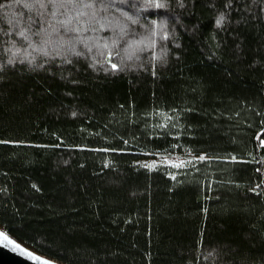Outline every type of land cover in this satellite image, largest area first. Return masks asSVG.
<instances>
[{
	"label": "trees",
	"instance_id": "1",
	"mask_svg": "<svg viewBox=\"0 0 264 264\" xmlns=\"http://www.w3.org/2000/svg\"><path fill=\"white\" fill-rule=\"evenodd\" d=\"M159 2L71 13L81 56L0 33V229L65 264H264V0Z\"/></svg>",
	"mask_w": 264,
	"mask_h": 264
},
{
	"label": "snow or ice",
	"instance_id": "2",
	"mask_svg": "<svg viewBox=\"0 0 264 264\" xmlns=\"http://www.w3.org/2000/svg\"><path fill=\"white\" fill-rule=\"evenodd\" d=\"M98 0H10L7 7H11V4H15L20 9L16 12L15 16L12 18L3 21L7 23L9 31H5L3 28H0V33L5 35H12L15 34L19 36L24 41L28 42L29 47H35L33 50H39L42 55L47 57L49 55L47 51V47L50 44H55L58 48H65L67 46L68 51L71 52L73 55L81 56L83 53L77 52L75 50V43L81 42L79 41L78 37L71 35L72 33H78L80 31L79 28L70 27L72 24L73 19H76L77 16L83 15L82 12L79 11L80 8H93L97 4ZM102 2V0H100ZM149 3L154 4L156 8L163 7L159 0H148ZM231 0H229V3ZM6 7L3 0H0V10ZM76 12L77 16H71L70 14ZM33 13L35 15H33ZM51 16L57 24L61 27L56 28L53 26L51 22L47 23V27H45V15ZM64 17V19H58V17ZM2 16H0V20H2ZM225 19L223 13L216 20L217 26H220ZM33 26H35V30L33 31ZM51 29V32H49ZM38 37L39 43H35L31 37ZM55 36L56 39L53 40L52 37ZM167 39V36L164 37ZM140 44L143 41H129L127 43L128 48H133V44ZM107 46V45H105ZM155 46V42L152 43V47ZM11 51V49H9ZM91 51V48H89ZM59 54V53H57ZM135 54V49L133 50V55ZM15 56L16 53H13V58L7 61L8 65H14L15 63ZM27 59V57H26ZM34 59H29L28 63L31 65L34 63ZM131 59V56H129ZM153 59H162V57L154 56ZM66 63H71L70 59L65 60ZM108 63L111 64V68L113 70H118V65L115 63H111V58L109 56ZM20 63H24V60H21ZM43 67V65H39ZM4 65L0 64V72L3 71ZM153 75H155V65L153 66ZM171 119V117H169ZM257 140L260 141L259 147H264V140L260 139V136L257 135ZM199 161L203 162L206 160L205 155H200L197 157ZM235 160V157L232 158ZM192 161H180L178 163L171 162L170 166L174 168H183L186 164H191ZM107 166V165H106ZM144 167L153 168L154 165L152 164H145ZM257 172L260 171L259 168L256 169ZM175 179V176L172 177ZM264 183V180L261 181ZM256 187H260V184H257ZM255 191V189H253ZM0 247L8 248L10 247L13 251H19L22 255L27 256L30 259L38 260L39 264H47V261L40 260L38 257L33 256L32 253L27 252L25 249L21 248L18 243L12 240L6 233L0 232Z\"/></svg>",
	"mask_w": 264,
	"mask_h": 264
},
{
	"label": "water",
	"instance_id": "3",
	"mask_svg": "<svg viewBox=\"0 0 264 264\" xmlns=\"http://www.w3.org/2000/svg\"><path fill=\"white\" fill-rule=\"evenodd\" d=\"M0 232H3L0 230ZM5 233V232H4ZM11 238V237H10ZM14 240L13 238H11ZM20 245L21 248L25 249L27 252L33 254V256L38 257L40 260L47 261V264H65L63 262L57 261L50 258L44 254L37 252L36 250L22 244L19 241L14 240ZM0 264H39L38 260H33L25 255H22L19 251H13L10 247H0Z\"/></svg>",
	"mask_w": 264,
	"mask_h": 264
},
{
	"label": "rangeland",
	"instance_id": "4",
	"mask_svg": "<svg viewBox=\"0 0 264 264\" xmlns=\"http://www.w3.org/2000/svg\"><path fill=\"white\" fill-rule=\"evenodd\" d=\"M191 159H193L192 155H183V154H178V153H174V152H159V153H155L154 155L151 156H147L144 157L143 159H141V163L143 164H152L154 166L157 165H167L169 167L171 162H180V161H190ZM175 170L179 169V168H174L171 167ZM1 230V229H0Z\"/></svg>",
	"mask_w": 264,
	"mask_h": 264
}]
</instances>
